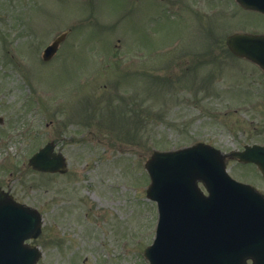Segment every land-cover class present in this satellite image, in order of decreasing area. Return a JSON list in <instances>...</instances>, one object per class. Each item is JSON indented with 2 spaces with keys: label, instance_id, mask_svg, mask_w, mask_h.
Masks as SVG:
<instances>
[{
  "label": "rangeland",
  "instance_id": "374dc122",
  "mask_svg": "<svg viewBox=\"0 0 264 264\" xmlns=\"http://www.w3.org/2000/svg\"><path fill=\"white\" fill-rule=\"evenodd\" d=\"M206 2L194 23L161 0H0V187L43 216L30 241L42 253L36 264H148L158 217L145 191L152 151L264 143V72L211 44L194 63L204 46H188L218 40L222 22L223 41L249 31L262 15L234 0ZM48 141L64 154L65 173L28 165ZM227 167L264 192L254 165Z\"/></svg>",
  "mask_w": 264,
  "mask_h": 264
},
{
  "label": "water",
  "instance_id": "95a60500",
  "mask_svg": "<svg viewBox=\"0 0 264 264\" xmlns=\"http://www.w3.org/2000/svg\"><path fill=\"white\" fill-rule=\"evenodd\" d=\"M236 1L264 13V0ZM64 36L44 49V60L52 57ZM226 42L234 54L264 70V34L234 33ZM54 146L46 143L28 164L44 172L64 171V156L54 152ZM225 156L255 163L264 176V145L257 144L222 155L197 142L154 150L145 161L150 177L146 196L158 210L155 237L144 249L149 264H264V195L230 177ZM40 224L37 210L15 202L0 189V264H35L41 253L27 240L40 234Z\"/></svg>",
  "mask_w": 264,
  "mask_h": 264
},
{
  "label": "flooded vegetation",
  "instance_id": "af4514ba",
  "mask_svg": "<svg viewBox=\"0 0 264 264\" xmlns=\"http://www.w3.org/2000/svg\"><path fill=\"white\" fill-rule=\"evenodd\" d=\"M208 1V0H207ZM210 1V0H209ZM189 3H187V0H182V2L181 1H179V0H161V4L163 5V6H166V8H165V11L167 12V13H169V14H174L175 12L176 13H180L181 14V16L183 17L184 16V13L186 14V16H192V22H194L195 23V18L197 17V16H200V15H202V14H207V12L202 8L203 6H205L206 4H207V2H206V0H190V1H188ZM197 2H199V5H197ZM234 2H235V0H234ZM180 3H182V5L180 4ZM236 3V2H235ZM205 4V5H204ZM237 4V3H236ZM180 6H184L185 7V10L188 12V13H186V12H181V9L179 8ZM249 11H254V12H258V11H255V10H249ZM216 12V10L215 9H213V10H210V13H211V15L213 14V13H215ZM253 12V13H254ZM258 13H260L262 16H259V19H262L263 20V23L262 24H258V23H256V21H257V19H255V20H253V18H252V21L250 20V23H249V25L251 26L252 25V27H250V26H248V27H250V30L249 31H242V32H249V33H253V34H261V33H263L264 34V13H261V12H258ZM210 23H212V22H210ZM193 24V23H192ZM258 25H260V27L261 28H259L258 27ZM199 27H205V26H203V25H198ZM219 26H220V31L221 30H223L222 29V27H223V22H222V24H219ZM210 27H212V25H210ZM205 28H207V27H205ZM212 28H215V27H212ZM212 28H207L208 30H211ZM216 29V28H215ZM217 29H219V28H217ZM217 31L218 30H214V31H212L216 36H217ZM220 31H218V36H217V38H218V40H215L214 42H209L208 44L207 43H197V44H194V45H188V46H190L191 48H194V47H203V49H205L204 51H203V55L201 56V57H198V56H191V59H192V61L194 62V63H197V62H201L202 60H204L205 58H206V56H207V51H208V49H206L205 48V46H207V47H209V48H213L212 46H210V44L211 45H213V46H215L214 48H220V47H225L227 50H228V57H232V58H234V57H238L237 55H235L234 53H232L229 49H228V47H227V44H226V37L228 36V35H230V34H232V33H229V34H227L226 36H225V38H224V41H223V38H220L219 39V37H220ZM212 34V33H211ZM205 34L203 35L202 34V32H201V34H200V37L202 38V39H205ZM47 45V44H46ZM196 50H198V49H196ZM238 58H241V57H238ZM241 59H243V58H241ZM238 149H241V148H238ZM225 153L227 152V151H224ZM230 162H234V163H236V164H240L239 162H238V160L237 159H232V158H228L227 157V159H226V164H227V166H228V164L230 163ZM228 171H229V169H228ZM230 172V171H229ZM4 190H6V191H8L12 196H13V198L16 200V201H18V202H21V203H23V204H28V202L25 200V198L24 197H20V196H18V195H16V194H14L10 189H8V188H3ZM261 191V190H260ZM263 194H264V192L263 191H261ZM26 197L27 198H29L30 196L28 195V194H26ZM29 205V204H28Z\"/></svg>",
  "mask_w": 264,
  "mask_h": 264
}]
</instances>
